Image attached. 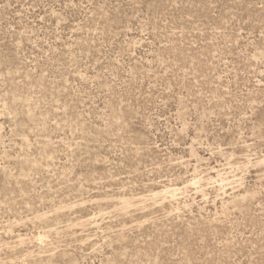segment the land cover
Segmentation results:
<instances>
[{
  "label": "rangeland",
  "instance_id": "1",
  "mask_svg": "<svg viewBox=\"0 0 264 264\" xmlns=\"http://www.w3.org/2000/svg\"><path fill=\"white\" fill-rule=\"evenodd\" d=\"M0 264H264V0H0Z\"/></svg>",
  "mask_w": 264,
  "mask_h": 264
}]
</instances>
